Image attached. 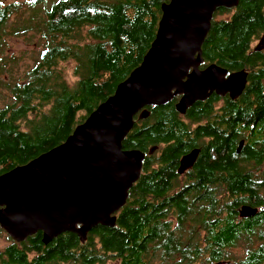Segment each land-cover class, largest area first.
<instances>
[{"label":"trees","instance_id":"obj_1","mask_svg":"<svg viewBox=\"0 0 264 264\" xmlns=\"http://www.w3.org/2000/svg\"><path fill=\"white\" fill-rule=\"evenodd\" d=\"M48 1L34 0L29 6L36 16L10 32H35L43 48L26 79L10 87L12 104L0 110V176L64 143L115 93L155 40L164 3L52 0L41 16ZM18 10V4L0 10L1 34ZM226 12L229 18H214L203 46L207 62L248 74L243 94L225 98L226 131L200 142L196 166L179 174V158L191 149V126L174 103L150 108L148 119L136 117L123 146L148 152L162 145V156L144 161L116 227L99 226L85 243L65 233L45 245L38 233L14 250L19 258L46 255L35 257L33 264H230L229 250L243 243L240 264H264V49L253 47L264 36V0H240L237 8L218 11ZM69 62L74 64L72 82ZM209 109L197 107V116H211ZM214 129L205 126L198 132L212 137ZM220 176L225 193L211 196L207 187ZM243 206L256 208L257 215L242 218Z\"/></svg>","mask_w":264,"mask_h":264},{"label":"water","instance_id":"obj_2","mask_svg":"<svg viewBox=\"0 0 264 264\" xmlns=\"http://www.w3.org/2000/svg\"><path fill=\"white\" fill-rule=\"evenodd\" d=\"M163 1L155 40L115 93L64 143L0 176V226L15 242L41 233L48 245L71 233L85 243L99 226L116 227L117 214L141 178L146 156L123 146L136 117L148 119L149 107L167 106L177 96L181 98L176 109L185 114L214 93L235 100L245 91L244 70L230 72L215 64L199 70L216 13L237 8L240 0ZM263 46L264 36L256 49ZM198 153L183 157L180 173L195 164ZM257 213L250 206L240 212L242 218Z\"/></svg>","mask_w":264,"mask_h":264},{"label":"rangeland","instance_id":"obj_3","mask_svg":"<svg viewBox=\"0 0 264 264\" xmlns=\"http://www.w3.org/2000/svg\"><path fill=\"white\" fill-rule=\"evenodd\" d=\"M34 0H0V10L7 5L18 4L19 10L13 14L8 20L4 34V44L0 46V110L7 105L12 104L13 94L11 86L16 83H21L27 77V72L34 66L35 59L39 57L43 45L40 43V38L35 32H29L26 36L10 35V32L15 27H20L28 18H34L36 13L29 6ZM52 3L49 0L46 5L40 8L41 16L44 14L45 8H48ZM229 13H216L215 19L229 18ZM2 34V35H3ZM259 41H256L253 47H257ZM73 62L67 63V78L70 82L73 77ZM66 73V71H65ZM5 232H0V246L4 248L11 243ZM229 257L232 258L231 263L240 264L245 256V244L240 243L238 246L229 251Z\"/></svg>","mask_w":264,"mask_h":264},{"label":"flooded vegetation","instance_id":"obj_4","mask_svg":"<svg viewBox=\"0 0 264 264\" xmlns=\"http://www.w3.org/2000/svg\"><path fill=\"white\" fill-rule=\"evenodd\" d=\"M0 34H1V31H0ZM1 36H2V34H1ZM202 56H203L204 62L200 65L199 70L203 71L207 67H209L210 65H213V64H215V65H217L219 67H222L224 69H227V68L221 66L220 64H218L216 62H207L206 61V57L204 55V52H203ZM227 96L230 97L229 94L225 95V96H219V95L214 93L208 99H206L205 101L197 102L196 104H194L191 108H189L187 110V112L185 114H180L177 111V109H176V105H177L178 101L180 100L181 96H177L172 102H170V103H174L175 109L179 113L180 117L183 120H187V124L189 126H191V129H190V142H191V145L189 146V147H191V149L187 150L184 154H182L180 156L178 165L180 164L181 159L184 156L190 154L194 150H198L199 151L198 156H197V160H198V158L200 156V152H201L200 151L201 148L199 147V143L203 142V141H205L206 143L211 142V141L217 139L220 136V133H222L223 131L224 132L226 131V121H227V119H226V112H225L223 107L226 104L225 98ZM201 105H205V106L211 105V109H209V113H212L211 116H208L206 114H205V116H203L201 118H200V116H202L201 114L199 116H197L198 112L200 110H196V108L201 106ZM150 108H152V107H149L148 110L150 111V115H151ZM153 109H156V108H153ZM195 115H196V118L194 117ZM236 125L238 126V129H240L241 123L237 121ZM205 126H210L211 128H216L217 129L216 131L214 129V131L216 133L212 137L211 136H202V135H200L199 132H198V129H200L201 127H205ZM241 143H243V146H244V141H241L240 144ZM240 144H239V146H240ZM151 149H154L155 151L153 153H151L150 152ZM144 153L146 155L145 156V160L148 159V157H151V156H153L155 154H157L160 157V156H162V145H154V146H152L150 148V150L148 152H144ZM237 153H238V149H237ZM197 160H196L195 164L197 163ZM213 160H216V159H213ZM195 164L193 166L189 167L186 171H188L191 168H194L196 166ZM143 166H144V164H143ZM186 171H184L182 174H184ZM207 189H208V191H210L209 194L211 196L213 194H216V193L224 194L225 193V180H223V178H221V176H220V178L217 179V181H215V182L211 183L210 185H208ZM0 209H1V207H0ZM245 219H247V218H245ZM209 223L213 224V225L217 224L216 221H211ZM0 232H5L1 228V226H0ZM7 236H8L7 238L9 240H11V243L8 244L7 246H5L4 248H2L0 246V264H24L23 263L24 261L26 262V264H33L34 260H35V257L39 256V254H37V253H28V254H23L22 258H19V255L16 252H14V250L15 249L16 250L21 249L23 242L22 243H17L14 240H12L9 237L8 234H7ZM40 256H43L42 258H46V255H44V254H41ZM45 262H46V264H50V263H48V260H46ZM230 264H233V263H231V261H230Z\"/></svg>","mask_w":264,"mask_h":264},{"label":"bare ground","instance_id":"obj_5","mask_svg":"<svg viewBox=\"0 0 264 264\" xmlns=\"http://www.w3.org/2000/svg\"><path fill=\"white\" fill-rule=\"evenodd\" d=\"M263 47H264V46H263ZM263 47H262L261 49H263ZM259 51H260V50H259ZM232 100H233V99H232ZM240 145H241V144H240ZM239 147H240V146H239ZM242 148H243V146H242ZM238 149H239V148H238ZM241 150H242V149H241ZM238 153H241V151L238 152ZM184 157H185V156H184ZM182 159H183V158H182ZM182 159H181V161H182ZM180 166H181V162H180ZM179 169H180V167H179ZM183 172H184V171H183ZM183 172H182V173H183ZM182 173L179 172V174H182ZM242 208H243V207H242ZM242 208H241V209H242ZM241 209H240V212H241ZM240 215H241V214H240Z\"/></svg>","mask_w":264,"mask_h":264}]
</instances>
